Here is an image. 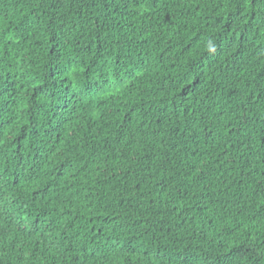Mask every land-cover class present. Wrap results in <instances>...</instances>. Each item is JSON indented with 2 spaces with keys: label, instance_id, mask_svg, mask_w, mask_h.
I'll list each match as a JSON object with an SVG mask.
<instances>
[{
  "label": "trees",
  "instance_id": "16d2710c",
  "mask_svg": "<svg viewBox=\"0 0 264 264\" xmlns=\"http://www.w3.org/2000/svg\"><path fill=\"white\" fill-rule=\"evenodd\" d=\"M0 224V264H264V0H0Z\"/></svg>",
  "mask_w": 264,
  "mask_h": 264
},
{
  "label": "snow or ice",
  "instance_id": "6c2138e0",
  "mask_svg": "<svg viewBox=\"0 0 264 264\" xmlns=\"http://www.w3.org/2000/svg\"><path fill=\"white\" fill-rule=\"evenodd\" d=\"M108 2L111 3L112 0H108ZM249 2H254V0H249ZM2 227H4V225L0 224V228H2ZM185 247H187V245ZM185 264H187V261L185 262Z\"/></svg>",
  "mask_w": 264,
  "mask_h": 264
}]
</instances>
